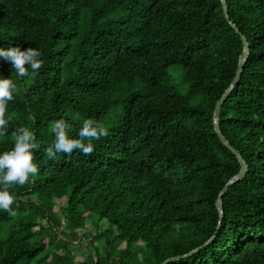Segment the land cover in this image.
<instances>
[{
	"label": "trees",
	"instance_id": "1",
	"mask_svg": "<svg viewBox=\"0 0 264 264\" xmlns=\"http://www.w3.org/2000/svg\"><path fill=\"white\" fill-rule=\"evenodd\" d=\"M227 5L240 33L221 0H0V47H36L45 62L20 78L0 58L19 89L0 153L21 126L39 144L38 174L12 189L16 215L0 210V264H161L214 234L169 264H264V0ZM241 34L249 51L219 124L249 168L223 196L218 228L216 200L241 164L213 113ZM173 65L186 95L167 83ZM88 118L110 129L91 156L47 157L56 120L79 138Z\"/></svg>",
	"mask_w": 264,
	"mask_h": 264
},
{
	"label": "clouds",
	"instance_id": "2",
	"mask_svg": "<svg viewBox=\"0 0 264 264\" xmlns=\"http://www.w3.org/2000/svg\"><path fill=\"white\" fill-rule=\"evenodd\" d=\"M42 52L36 47L22 49L20 46L0 47V58L10 63L16 75L20 78L35 77L44 66ZM19 89L16 82L10 77L0 76V138L7 135L10 122L16 113L8 114V103L14 99ZM79 120V115L73 117ZM71 123L65 119L56 120L51 125L55 134L53 143L47 147L46 155L55 159L57 153L71 155L80 151L85 156H91L95 150L94 142L100 141L109 135V127L92 118L85 119L79 130V138H72ZM14 146L10 150L0 153V210L15 216L13 204L16 196L12 189L26 185L30 178L35 177L38 166L35 163V150L39 148L35 133L27 126L17 128L13 133Z\"/></svg>",
	"mask_w": 264,
	"mask_h": 264
},
{
	"label": "water",
	"instance_id": "3",
	"mask_svg": "<svg viewBox=\"0 0 264 264\" xmlns=\"http://www.w3.org/2000/svg\"><path fill=\"white\" fill-rule=\"evenodd\" d=\"M222 1V5H223V11L225 13V16L227 18V20L229 21L230 25L238 32L240 33V30L238 29V27L235 25V23L231 20L230 15H229V11H228V5H227V0H221ZM241 39L243 41V51L240 54L239 57V62H238V67L236 70V74L230 84V86L225 90V92L222 94V96L219 98L215 109H214V113H213V123H214V128H215V132L218 134L221 142L228 148L230 149L233 154H235L241 164V169L238 173H236L235 175H233L231 177V179L225 184V186L221 189V191L219 192L218 198L216 200V205L219 209L220 212V218H219V223H218V228H220L223 216H224V207L222 204V199L223 196L225 195V193L229 190V188L236 182H238L240 179H242L247 171H248V163L245 160V158L243 157V155L241 154V152L231 144V142L227 139V137L222 133L221 128H220V124H219V118H220V113H221V108L223 105V102L228 98V96L233 92V90L235 89V87L237 86L241 73L243 71L244 68V63L245 60L247 59V54L249 51V43L247 40V37L243 34H241ZM214 234L208 241H206L203 245L191 250L190 252L183 254V255H177V256H172L167 258L164 262H162L161 264H169L173 261H177L180 260L182 258H186L194 253H196L197 251L201 250L205 245H207L208 243H210L214 238H215Z\"/></svg>",
	"mask_w": 264,
	"mask_h": 264
},
{
	"label": "rangeland",
	"instance_id": "4",
	"mask_svg": "<svg viewBox=\"0 0 264 264\" xmlns=\"http://www.w3.org/2000/svg\"><path fill=\"white\" fill-rule=\"evenodd\" d=\"M167 83L176 88L178 92L182 95H186L188 92L189 84L187 81H185L182 69L179 65H173L169 68ZM203 99V96L193 97L190 100V104L191 106H197L202 102ZM97 227H99L102 231L106 227V224L104 222H100V225H97ZM73 242L75 243L76 241ZM80 248L82 251H84L83 243L80 244Z\"/></svg>",
	"mask_w": 264,
	"mask_h": 264
}]
</instances>
